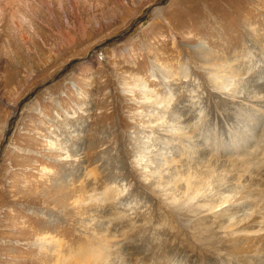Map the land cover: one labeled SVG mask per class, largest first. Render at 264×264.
Here are the masks:
<instances>
[{"label":"rangeland","instance_id":"rangeland-1","mask_svg":"<svg viewBox=\"0 0 264 264\" xmlns=\"http://www.w3.org/2000/svg\"><path fill=\"white\" fill-rule=\"evenodd\" d=\"M255 30L264 34V0H0V264H71L69 250L95 245L79 224L83 208L96 222L98 212L108 216L111 254L130 248L135 264H161L164 252L169 264H241L209 211L167 203L143 185L130 154L141 95L127 90L140 76L165 94L151 60L179 72L186 45L243 53ZM255 57L262 59L258 50ZM191 62L190 79L167 81L174 105L191 127L202 109L201 134L228 138L232 105L211 95ZM254 72L261 78L264 64ZM50 140L73 156L60 159ZM110 175L125 178L121 202L132 200L136 210L123 215L120 201L89 198ZM81 185L80 211L69 198ZM48 234L63 241L59 259L34 245ZM123 259L113 263L129 264ZM252 263L261 261L244 262Z\"/></svg>","mask_w":264,"mask_h":264},{"label":"bare ground","instance_id":"bare-ground-1","mask_svg":"<svg viewBox=\"0 0 264 264\" xmlns=\"http://www.w3.org/2000/svg\"><path fill=\"white\" fill-rule=\"evenodd\" d=\"M251 42V46L244 47L245 52L229 54L213 49L206 42L186 45L182 54L185 62L179 72L172 71L157 59L151 60L152 78L162 82L166 93H158L140 76H136L135 83L129 86V94L141 95L136 98V104L140 106V132L132 138L130 154L131 165L139 173L143 185L157 190L165 202L195 203L212 214L228 242L229 252L236 256L238 263L256 260L264 264V85L257 84L264 80V74L258 78L254 72L264 64V34L255 30ZM255 50L262 58L259 63ZM190 62L205 73L211 95L232 105L225 117L228 138L223 139L213 130L201 134L202 109H197L198 117L191 127L190 120L188 122L181 109L174 105V93L168 89L167 81L175 77L190 79ZM252 83L257 85L252 87ZM197 86L192 88V96L198 100L200 85L197 83ZM49 145L59 153L60 159L73 156L64 143L50 140ZM78 153H74L76 160L80 156ZM218 155L221 157L216 158ZM84 190L82 185L73 189L69 198L73 208L80 211L81 203H87L80 200ZM128 191L125 178L116 179L110 175L106 178L104 191L89 198L101 205L107 201H120L119 208L122 207L124 215L125 211L133 212L137 206L132 200L121 202ZM83 211L84 208L79 224L86 240H95V245L85 252L67 248L69 256L64 258L65 262L114 264V260L124 258L127 263L135 264L130 248L117 247L111 254L109 225L105 223L108 216L100 211L96 222L97 217H85ZM34 245L43 252H50L56 259L62 257L63 241L54 235H44ZM111 255H114L113 259ZM171 260L172 255L164 252L161 264H169Z\"/></svg>","mask_w":264,"mask_h":264}]
</instances>
